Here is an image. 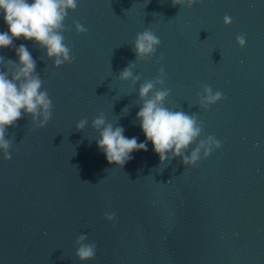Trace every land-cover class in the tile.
Here are the masks:
<instances>
[{
	"label": "water",
	"instance_id": "obj_1",
	"mask_svg": "<svg viewBox=\"0 0 264 264\" xmlns=\"http://www.w3.org/2000/svg\"><path fill=\"white\" fill-rule=\"evenodd\" d=\"M65 27L74 62L59 68L34 41L14 40L36 61L53 113L43 128L25 114L7 129L14 142L11 160L0 150V264H264V0H201L191 8L78 0ZM145 30L161 41L147 61L134 51ZM0 56L18 62L14 49ZM129 64L135 83L120 79ZM161 68L165 107L195 114L200 137L163 163L148 142L123 168L109 164L93 120L103 114L145 142L139 90ZM204 85L223 99L201 107ZM82 119L88 123L78 131ZM208 136L221 148L212 145L207 157L201 149L195 166L185 164ZM80 235L97 245L94 259L76 256Z\"/></svg>",
	"mask_w": 264,
	"mask_h": 264
},
{
	"label": "clouds",
	"instance_id": "obj_2",
	"mask_svg": "<svg viewBox=\"0 0 264 264\" xmlns=\"http://www.w3.org/2000/svg\"><path fill=\"white\" fill-rule=\"evenodd\" d=\"M201 3V0H172L173 7L179 5L191 8ZM78 0H0V14L8 26V31L0 32V49H14L18 62L5 61L0 56V65H10L7 71L0 68V150L4 159L11 160L10 149L13 140L6 139L7 129L16 127L17 122L24 115H30L36 128L45 127L52 118L53 103L47 91H42V80L36 73V61L24 44L16 47L14 40L24 39L34 41L42 49H46L48 58L54 60L55 67L59 68L65 63L74 62L71 49L65 44L63 32L65 20L69 10L76 11ZM232 19L224 17V24L230 25ZM78 33H86L87 29L75 22ZM238 45L246 46L244 35L237 37ZM161 41L150 30L138 33L135 40L134 51L139 60H150L160 46ZM160 59H163L161 55ZM134 64H129L120 74L123 81L132 80L133 83L140 79L133 76ZM166 74L163 68L159 70V77L154 81H145L139 90L143 107L137 113L140 127L146 137L145 142L138 143L137 137L128 138L124 135V128L108 123L103 114L96 117L92 126L100 134L97 146L106 156L109 164H116L120 168L130 161L135 151H147V143L151 142L154 152L159 156L160 162L168 160V153L179 157L197 141L203 127L198 125L195 114L188 115L183 111H173L165 107V100L170 90L164 88ZM161 85L158 89L156 85ZM223 99L220 91L213 92L209 85L203 86V94L200 97L201 107L215 105ZM82 119L77 124V130L82 131L86 124ZM212 145L221 148V143L214 136H208L207 140H201L199 145L191 152L190 158L184 156V163L196 165L200 159L201 149L207 157L212 151ZM115 214L106 215V219L112 221ZM85 235L77 238L79 247L76 256L81 261H89L96 257L95 243H84Z\"/></svg>",
	"mask_w": 264,
	"mask_h": 264
}]
</instances>
